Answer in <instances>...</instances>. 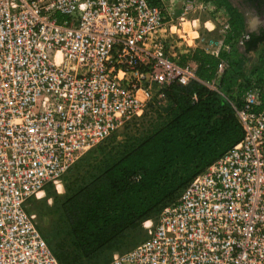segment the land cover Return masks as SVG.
<instances>
[{
	"label": "built area",
	"instance_id": "obj_1",
	"mask_svg": "<svg viewBox=\"0 0 264 264\" xmlns=\"http://www.w3.org/2000/svg\"><path fill=\"white\" fill-rule=\"evenodd\" d=\"M218 9L216 0H0V264H61L27 201L62 185L152 101L165 103L170 84L192 80L228 100L243 138L144 223L146 240L107 264H264V74L233 69L245 33L228 42L229 17L217 40L197 36L220 57L210 81L170 46L191 14Z\"/></svg>",
	"mask_w": 264,
	"mask_h": 264
},
{
	"label": "trees",
	"instance_id": "obj_2",
	"mask_svg": "<svg viewBox=\"0 0 264 264\" xmlns=\"http://www.w3.org/2000/svg\"><path fill=\"white\" fill-rule=\"evenodd\" d=\"M231 23L228 42L241 34L236 21ZM262 38L243 41L244 53L255 51ZM189 59L198 64L199 78L213 79L220 57L195 49L182 56V62ZM234 69L239 70L240 63ZM239 74L232 73L229 83H236ZM165 94L164 106L154 100L141 117L152 112L149 128L134 129L121 142L111 135L67 171L68 225L74 248L66 263L53 251L61 264L106 261L108 249L144 222L155 220L198 174L243 138L228 100L198 80L174 82ZM141 118L130 124L140 125Z\"/></svg>",
	"mask_w": 264,
	"mask_h": 264
},
{
	"label": "rangeland",
	"instance_id": "obj_3",
	"mask_svg": "<svg viewBox=\"0 0 264 264\" xmlns=\"http://www.w3.org/2000/svg\"><path fill=\"white\" fill-rule=\"evenodd\" d=\"M218 2L219 9L213 15H206L205 13H193L189 16V21L184 22L182 25H178V28H173L172 30L176 32V34L171 36V49L174 53L180 55L181 53L188 54L193 51L194 43L196 41L199 46L195 49H202L204 52V44L197 37L198 33L201 37L211 38L217 40L219 38V27L221 26V21L225 19V17H229L231 21H236L237 26L241 29V34L245 32V30H254L259 22V11L255 12L251 9L253 6H248L246 11L242 9L237 1L241 0H216ZM210 19H215L216 21V29L209 32L205 27V22ZM194 20V21H193ZM208 28H213L211 22L206 24ZM230 34V33H229ZM240 34V36H241ZM180 37V38H179ZM185 51V52H184ZM244 50L242 47L236 46L233 54L234 57L238 58V61L234 63H243L242 59ZM250 60H248V69L245 68L246 74L252 72L255 68L257 69V74H264V65L262 61L264 60V44L258 45L255 51H251L249 53ZM247 59V58H246ZM250 63L257 62L255 68H250ZM234 69V68H233ZM244 70L242 65L240 66V70ZM235 70V69H234ZM166 103V102H165ZM165 103H158L162 106ZM143 117V116H141ZM139 117V118H141ZM153 114L150 113L142 120L139 124H130L132 120H130L124 126H121L116 131H114L111 135H116L118 141H122L124 135L127 137L130 135L134 129L139 130L143 128H149L147 124L151 121ZM139 123V121L137 122ZM110 135V136H111ZM108 136L106 139H108ZM105 139V140H106ZM103 142V141H102ZM66 180L63 181L62 185L57 183L48 184L47 185V194L39 193L37 196H32L28 201V209L30 214L36 218L41 227V231L43 236L46 238L49 243L51 249L58 255L62 256L64 262L68 261V252L73 250L72 243V235L69 233V225H68V209H67V201H68V190L65 187L68 183V172L65 174ZM145 223V222H144ZM141 228L131 231L128 233L121 241L117 242L112 248L108 249L106 252L109 253V257L106 261L101 262L100 264H107L111 259L115 256L122 254L138 243L144 241L148 237V227L149 224H144Z\"/></svg>",
	"mask_w": 264,
	"mask_h": 264
},
{
	"label": "flooded vegetation",
	"instance_id": "obj_4",
	"mask_svg": "<svg viewBox=\"0 0 264 264\" xmlns=\"http://www.w3.org/2000/svg\"><path fill=\"white\" fill-rule=\"evenodd\" d=\"M238 5L246 11L248 6H253L251 9L255 12L260 13L259 15V22L257 23V26L254 28V30H245L244 39L243 41H247L251 38V36L254 37H261L264 36V0H241L240 2L237 1ZM249 9V8H248ZM264 44V38H262L258 45Z\"/></svg>",
	"mask_w": 264,
	"mask_h": 264
},
{
	"label": "crops",
	"instance_id": "obj_5",
	"mask_svg": "<svg viewBox=\"0 0 264 264\" xmlns=\"http://www.w3.org/2000/svg\"><path fill=\"white\" fill-rule=\"evenodd\" d=\"M193 43H194V47H193V50H195V48L197 47V46H199V44L196 42V41H193ZM240 47H242V49L244 50V46L243 45H241ZM185 52V51H184ZM183 55H185V53H183ZM182 55V56H183ZM247 58V59H246ZM241 60H244V62L243 63H240V66L242 65V67L243 68H247L248 67V60H250V56H249V53L248 54H245L244 52H243V56H242V59ZM187 61H190V60H187ZM191 63V65L193 66V68H195L196 70H197V68H198V64L197 63H195L194 61H192V62H190ZM259 63V61H257V62H251L250 63V61H249V66H250V68H255L256 67V65ZM248 69V68H247Z\"/></svg>",
	"mask_w": 264,
	"mask_h": 264
}]
</instances>
